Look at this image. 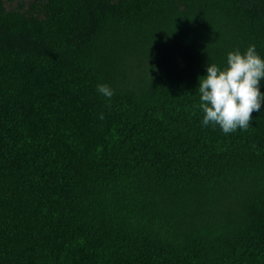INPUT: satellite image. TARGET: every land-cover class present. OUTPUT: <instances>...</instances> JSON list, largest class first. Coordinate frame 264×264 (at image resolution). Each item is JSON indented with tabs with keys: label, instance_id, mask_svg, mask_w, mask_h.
Listing matches in <instances>:
<instances>
[{
	"label": "trees",
	"instance_id": "obj_1",
	"mask_svg": "<svg viewBox=\"0 0 264 264\" xmlns=\"http://www.w3.org/2000/svg\"><path fill=\"white\" fill-rule=\"evenodd\" d=\"M249 45L264 0H0V264H264V102L225 134L198 89Z\"/></svg>",
	"mask_w": 264,
	"mask_h": 264
},
{
	"label": "clouds",
	"instance_id": "obj_2",
	"mask_svg": "<svg viewBox=\"0 0 264 264\" xmlns=\"http://www.w3.org/2000/svg\"><path fill=\"white\" fill-rule=\"evenodd\" d=\"M262 80L264 58L254 45H249L244 52L238 49L228 52L223 68L209 63L198 83L202 124L218 125L225 134L238 128L247 130L252 113L260 111L264 102V92L260 91ZM97 91L109 99L114 95L106 83L98 84ZM103 118L100 114V119Z\"/></svg>",
	"mask_w": 264,
	"mask_h": 264
},
{
	"label": "rangeland",
	"instance_id": "obj_3",
	"mask_svg": "<svg viewBox=\"0 0 264 264\" xmlns=\"http://www.w3.org/2000/svg\"><path fill=\"white\" fill-rule=\"evenodd\" d=\"M149 57L144 55L130 56L127 60L126 77L124 80V85L127 87L135 86L139 84L140 78L146 80L152 78L154 74L153 66L149 65ZM137 60V61H136Z\"/></svg>",
	"mask_w": 264,
	"mask_h": 264
}]
</instances>
